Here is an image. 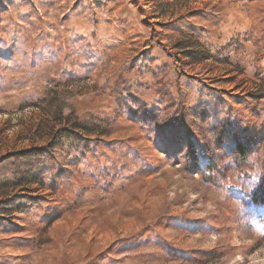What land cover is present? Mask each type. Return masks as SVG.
<instances>
[{
    "label": "rangeland",
    "instance_id": "rangeland-1",
    "mask_svg": "<svg viewBox=\"0 0 264 264\" xmlns=\"http://www.w3.org/2000/svg\"><path fill=\"white\" fill-rule=\"evenodd\" d=\"M264 0H0V264H264Z\"/></svg>",
    "mask_w": 264,
    "mask_h": 264
},
{
    "label": "trees",
    "instance_id": "trees-1",
    "mask_svg": "<svg viewBox=\"0 0 264 264\" xmlns=\"http://www.w3.org/2000/svg\"><path fill=\"white\" fill-rule=\"evenodd\" d=\"M263 184H264V182H263ZM263 236H264V231H263Z\"/></svg>",
    "mask_w": 264,
    "mask_h": 264
}]
</instances>
